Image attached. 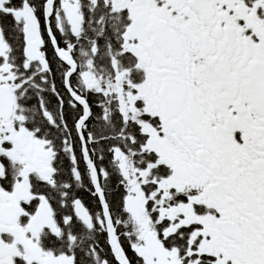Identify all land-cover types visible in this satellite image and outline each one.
<instances>
[{"label": "snow or ice", "instance_id": "obj_1", "mask_svg": "<svg viewBox=\"0 0 264 264\" xmlns=\"http://www.w3.org/2000/svg\"><path fill=\"white\" fill-rule=\"evenodd\" d=\"M0 264H264V0H0Z\"/></svg>", "mask_w": 264, "mask_h": 264}]
</instances>
